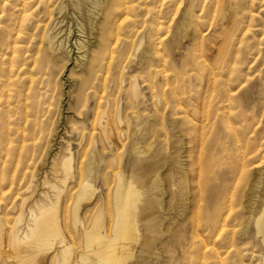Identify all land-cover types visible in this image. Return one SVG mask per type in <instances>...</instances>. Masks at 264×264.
Wrapping results in <instances>:
<instances>
[{"label": "bare ground", "instance_id": "1", "mask_svg": "<svg viewBox=\"0 0 264 264\" xmlns=\"http://www.w3.org/2000/svg\"><path fill=\"white\" fill-rule=\"evenodd\" d=\"M137 1L140 11L142 6L148 9L151 4L153 8L145 10L147 15L152 12L154 16L150 15L153 16L150 36L146 32L148 38H144L143 28L133 42L131 38H121L122 28L119 33L115 28L113 33L118 21L114 22L113 16L119 19L123 13L137 9L129 8L131 5H127V0H0V201L7 196L3 192L7 186L8 197L15 198L10 200L13 203L9 210L17 212L16 217L13 214L15 219L10 226L9 220L0 219V258L14 264H126L136 258L140 240L156 230L151 224L153 213L159 216L158 232L162 231V226L164 228L165 224L161 222L165 219L169 220L173 230L175 223L185 221L186 227L183 224L182 229L173 231L177 233L175 236L181 237L188 231L189 238L194 240L195 237L204 251L210 249V243L202 233L210 235H206L210 240L213 236H222L227 226L230 228L234 207L225 199L224 188L232 173L240 176L241 169L247 167L244 159L241 162V101L250 105L257 100L259 94L252 90L257 89V83H251L245 76L244 84L241 83L242 73L238 75V68L243 65H236L239 56L230 63L225 44L217 43L216 47L208 48L210 53L199 51L196 41L203 42L201 32L204 31H198L190 21L191 9L184 8L171 26L172 30L169 25L166 37L160 38L159 7L160 1L164 0ZM146 21L149 25L150 20ZM130 24L133 28V21ZM263 30L259 29L262 36L260 34L261 42L257 41V45L264 42ZM248 33L247 27L243 36L249 40L252 36ZM124 48H131V54L123 57L121 51ZM136 52H139L138 60L130 71L129 62L135 59ZM64 77L66 80L62 81ZM141 88L148 94L146 100ZM59 103L62 108L60 110L59 106L56 111ZM86 103L89 106L85 109ZM72 110L76 114L68 115ZM247 114L246 117L250 116ZM72 122L78 123L79 128H70ZM72 135L77 142L75 152L70 148ZM118 154L124 155L125 161L123 174L115 175L111 169ZM259 157L254 155L248 166ZM163 158L170 161L167 167L171 165L177 173L176 180L182 191L179 210L173 216L164 210L167 205L164 202V205L159 203L160 210L154 212L151 202L155 199L158 203L157 197L134 183L138 175L156 172ZM103 162L108 163V171L107 176L104 173L107 178L102 180V185L110 183L112 187L114 217L110 236L106 234L103 213L105 198L97 196L98 189L91 180L92 173L98 171ZM34 164L39 166L41 174H30ZM262 176L260 168L244 180L245 219L241 226L239 210L236 216L239 229L234 232L239 239L248 236V227L253 225L256 235L264 243V199L259 212L256 214L254 210L257 192L263 185ZM26 180L25 193L40 190L31 195L27 193V198L22 200L23 208L18 211L19 203L17 205L15 200L21 189L19 186ZM70 183L75 191L73 189L67 197L66 186ZM202 186H205L203 189L207 187L203 213L200 212L201 202H193L191 192L193 187L198 191ZM195 197L199 200V195ZM65 199L71 201L68 218L74 232L80 234L79 229H82L83 249L76 254L61 222ZM93 202L97 207L85 228L81 212ZM237 203L241 208L240 200ZM140 252L138 260L141 263L136 264H149L150 260L145 258L146 248ZM185 255L182 253L181 256L185 258Z\"/></svg>", "mask_w": 264, "mask_h": 264}, {"label": "rangeland", "instance_id": "2", "mask_svg": "<svg viewBox=\"0 0 264 264\" xmlns=\"http://www.w3.org/2000/svg\"><path fill=\"white\" fill-rule=\"evenodd\" d=\"M127 1L128 2L130 1V4H128V2H127V5H131V6H129V8L131 7V8L134 9V7H136L137 9L136 10H132V11L130 10V13H128V12L123 13V15H121V17L119 19H117V18L114 19V16H113L112 20H115L114 22H116L118 20L117 24L113 28V33H115V28H116V32L117 33H119V31H121L123 29V31L120 32L122 34L119 33L121 38L122 37L123 38L124 37H128V39L131 38L130 40L135 42V39H136L138 33L141 32V30L144 28V30H143L144 31V34H143L144 38H148L146 32H148V35L150 34L149 26L151 25V20H152V18L154 16V13L152 14V12H151V14L147 15L146 14L147 11L145 10L147 8L145 7V5L142 6V10L141 11L138 10V5L139 4H138L137 0H127ZM131 1H133V2H131ZM201 1H202V3H201ZM139 2H140V0H139ZM172 2H171V0H170V2H169V0H164V2L160 1L161 4H160L159 9H160L161 15H160L159 23L163 24V26L161 24V26L158 27V32H161V30L159 28L162 29V32L159 33V36L162 34V36H160V38H163V36L166 34V32L168 31L167 29H168L169 25H170L169 30L170 31L172 30L173 27H171V26L175 23L176 19H178L179 14L181 13V11L184 8H187L188 11L191 9V11H189V13H191V14H189L190 21L193 22V24H194L193 26H196V29L198 28V31H204V32H201V33H203L202 34L203 35V37H202V41L203 42L196 41L197 44L199 43L198 45H196L197 48L199 47V51L200 52L201 51H206V53H210L208 48H211V47H214V46L216 47L220 43H222L223 45L225 44V47L227 46L226 48L228 49L227 52L231 56V57L229 56V59L231 61L230 63H232V60L235 57L239 56V58L237 59L236 65H238L239 67L243 65L242 67L238 68L240 70V71L238 70V73H239L238 75L241 76L240 73H242L241 83L244 84L243 81L246 78L250 79L251 83L252 82H256L257 83V86H256L257 89H252V90H256L258 92V94H259L257 100L254 101L253 103H251L250 105H244V103L241 101V105H242L241 106V110H242L241 111V118H242L241 119V121H242L241 133L243 135V136L241 135V137L244 138V139L241 138L242 139L241 140V149H242V151H241V158H242L241 162L244 159V163H245V165L247 167L243 168L244 170L241 169V175L240 176H237V173H232V175L229 176L231 179L230 178L228 179V182H227V184L225 185V188H224V191L226 193L225 194V199L226 200L228 199L229 200L228 202H231V204L234 207L233 214H232V217L233 216L234 217H233V220L231 219L232 220V224H231L230 228H228V226H227L228 229L226 228V232L224 233V234H226V236H224V234L222 236L218 237V238H216V236H213L209 240L208 236H210V235H208L206 233L205 234L204 233L201 234L202 236H204L206 238V241L208 243H210V245H209L210 249L209 250L204 251L205 249L203 248V246L200 244L199 241H196L197 239H195V237H193L194 240H192V238L190 239L189 238L190 233L188 231L181 237L175 236V234H177V233H174L173 231L174 230H179L180 228L182 229L183 224L186 227L185 221H179V222L176 221V222H178V224H176V223L174 224V226H173L174 230H173V228H171V225L169 224L170 223L169 220L165 219V220H163L161 222V223H163V225L165 224L164 228L162 226V229H161L162 231L158 232V227H159L158 218H159V216H158V214L153 213V215H152V219L153 220H152L151 224H152V227H153L152 229H154V230L156 229V230L152 231L151 233H149L147 236H145L144 238H142L140 240V244L138 245V248L136 249V258L131 259L126 264H136L137 262L141 263V261H139L140 259L138 260V258L141 255L140 251L143 248H146V250H147L145 258H147L148 261L150 260L149 264H187L188 261H189V264H191V263L192 264H196L197 262L199 264H227V263L228 264H251V263L255 264V262H256V264H264V243H262L260 237L256 235V232H255V229H254L253 225H250L248 227L249 234L246 237H241V239H239L237 234L236 235L234 234V232H236L239 229V226H238L239 225L238 224L239 221H238V218L236 217L237 214L240 212L239 210H241V216H242L241 217V226H242V223H243V221L245 219V215H244V210L245 209H244V204H243L244 196H243V194L246 191V186L244 185L245 184L244 180H245L246 177L251 176L257 169H260V168H261L262 173H263V176H262L263 185H261V188L257 192L256 205L254 206L255 207L254 210H255L256 214L259 212L260 206L263 204V199H264V164H263V162H264V155H263L264 154V147H263L264 146V141H262L264 139V135H262L264 133V114H263L264 113V106H263L264 105V98H263L264 97V82H263L264 81V57H263L264 56V42H262L260 44L262 47H260V45H257V43H258L257 41L261 42V36H262V34H261L262 32H260L259 29L260 30L264 29V0H252V2H251V0H199V1L198 0H175V2L172 0ZM190 2H191V4H189ZM174 3H175V5H174ZM177 3H178V5H177ZM134 4H136V6ZM165 6L167 7V9H166ZM189 6L191 8H189ZM196 6L198 7V9H197ZM250 7L252 8V10H251ZM150 8H153V7H151V4H148V9L147 10H149ZM176 8H177V10H176ZM192 8H194V11H193ZM143 9H144V11H143ZM203 10H204V13H203ZM155 11L153 10V12H155ZM200 11H202V12H200ZM226 11H228V12L226 13ZM134 12H135V14H134ZM143 12H144V14H143ZM173 12H174V14H173ZM250 12H251V14H250ZM129 14H131V15L129 16ZM164 14H166V18H165ZM193 14L195 16H193ZM197 14H198V16H197ZM150 15H153V16H150ZM202 15H203V17H202ZM124 16L126 18H124ZM162 16L165 19H163ZM207 16H209V17H207ZM249 16H251V18ZM122 17L124 18L123 20L121 19ZM129 17H130V22L128 21ZM191 17H193V18H191ZM198 17H199V19H198ZM204 17H205V20L207 21L206 25H205V20H203ZM131 18H133V20ZM230 18H232V19H230ZM240 18H242V19H240ZM143 19H145V20H143ZM171 19L173 21H171ZM192 19H194V20H192ZM146 20H150L149 25H148V21H146ZM196 20H198V21H196ZM132 21H133V24H134L133 28L131 26L132 24H130V23H132ZM139 22L141 24H138ZM261 22H262V24H261ZM225 23H226V25H225ZM237 23L239 25L240 24L241 25L237 26L238 25ZM120 24H121L122 27L120 26ZM128 24H130V25H128ZM203 24H204V26H203ZM126 25H128V27ZM243 25H245V26H243ZM260 25H262V26H260ZM123 26H126L127 28L124 29ZM139 26H140V28H139ZM198 26L200 27V29H199ZM235 26H237V27H235ZM249 26H251L252 29H250ZM255 26H256V28H255ZM205 27H207V29ZM219 27H221V28H219ZM225 27L227 28V30H226ZM230 27H232V28L230 29ZM247 27H248V30L250 32V33H248V36H250V35L252 36V37H249V40L247 38L245 39L244 36H243V33L246 31ZM209 28H210V30H208ZM126 29L128 30V32L130 31L129 34L126 33L127 32ZM133 29H135L136 31L134 30V32H133ZM224 29L226 31H224ZM133 33H135V34L133 35ZM238 33H240V34H238ZM260 34H261V36H260ZM233 36H234V38H232ZM164 37H166V35ZM197 37L200 38L199 36H197ZM222 37H224V38H222ZM251 39H252V41H251ZM245 41L248 42V43H246ZM227 42H228V45H227ZM244 45H247V46H244ZM235 46H236V48H235ZM231 48H232V50H231ZM127 49L128 48L122 49L123 52L121 51V53H122L123 57H124V55L127 56V55L131 54L132 49L131 48H129L128 50ZM254 49H255V51H254ZM237 51H239V52H237ZM124 52L127 53V54H124ZM236 52H237V54L235 55ZM247 52H248V54H247ZM258 52H260V53H258ZM206 53H205V55H207ZM256 53H258V54H256ZM138 55H139V52H136L135 59H132L131 62H129V68H130L129 70L130 71L135 68V65H136L137 60H138V57H137ZM248 55H249V57H248ZM251 58H252V61H251ZM246 59L249 60V61H247ZM249 62L251 64H249ZM246 63H247V65H246ZM232 66H233V64L230 67H232ZM234 67L237 68V66H234ZM244 69H246V71ZM248 71H251L252 74L250 72H248ZM63 72H64V70H63ZM64 73H62L61 75H64ZM243 73H244V75H243ZM65 74L67 75V73H65ZM61 75H60V77H61ZM250 75H254V76H250ZM243 76H245V79L243 78ZM65 80H66V78L64 77V79L62 81H65ZM66 84H67V82H66ZM144 92H145V95H144L145 98L144 99L146 100L147 97H148V94H147V92L144 89H142V93H144ZM260 102L263 103V104H261ZM60 105L61 104L59 103L57 105L58 108H57V106L55 107L56 111L59 109ZM86 105L88 107L89 103H86L84 105L85 109L87 108ZM251 106H253V107H251ZM61 108H62V106H60V110H61ZM144 108L150 109V107H148V106H144ZM110 109L112 110V107L109 108V112L111 111ZM251 109H252V111H251ZM261 109H263V112H262ZM248 111H249V113L252 112V114H247ZM253 112H254V114H253ZM73 113L76 114L75 110H72V112L68 113V115L73 114ZM245 113L247 114V116L248 115H250V116L246 117ZM111 114H112V111H111ZM258 115H260V116H258ZM253 117H256V118H253ZM251 118H252V120L254 122L252 120H250ZM245 119H247V120H245ZM257 119L258 120L260 119V122H257L258 121ZM231 121L235 122L234 119H231ZM247 122H248V124H247ZM252 122L253 123L257 122V123H255V125H254ZM244 123H246V124H244ZM249 124H250V126H249ZM70 125H72V126H70ZM246 125H248V126H246ZM69 126H70V128L71 127L79 128L78 127L79 124L76 123V122L70 123ZM235 126L237 127L238 125H235ZM246 127H247V130H246ZM245 130H246V132L247 131L248 132L246 133ZM250 131L251 132H255V133H251ZM245 133H246V135H245ZM262 136H263V138H262ZM69 139L71 140V147L70 148L72 149V152H75L76 151V147H77V142H74V136L73 135ZM258 143H260V146H259ZM254 146H256L257 148L254 147ZM258 148L260 149V151L257 150ZM251 153H253V154H251ZM242 154H243V157H242ZM244 154H246V156ZM254 155L257 156V157H259L260 155L261 156L258 158L259 160L256 159L258 161L254 162V164L251 162L250 165L248 166V161L253 159ZM34 159H35V156H34ZM260 159H261L262 162L260 161ZM124 161H125L124 155L118 154L117 155V159L115 157L114 162H113V166H114L113 168H115V169H113V168L111 169L112 172L115 175L116 174H123L122 165H123ZM246 161H247V163H246ZM258 162H260V163H258ZM103 163H102L103 166L99 167L98 171L96 170V172L94 171L92 173V175H91L92 179L91 180L94 182V185H96L95 187L98 189L97 196L98 197L102 196V198H105V199H103V202L105 201V203L103 205V213H104V217H105V221H106V234L108 236H110L111 235V225H112V221H113V217H114L113 203H112V187H111L110 183H109V185L103 186L104 183H102V180L104 182V180H106V178H107V177H105L104 173L107 176V171H108L107 170L108 167L106 169V165H108V163H104V164ZM169 163H170V161L168 159H166V160L164 158L161 159L159 168L157 169L156 172H154L152 174H149V175H143V174L140 175V176L138 175L136 177L134 183H135V185L138 188H142L143 191L144 190L145 191H150L155 197H157L158 203L155 201V199H153V202H151L152 203L151 206H152V209H153L154 212H157V211L160 210L159 209L160 208L159 203H161L162 205L167 203V205L165 204L166 206L164 205V210H166V213L169 216H173L179 210V204L181 203V199H182V196H180V195L182 194V191L180 189L178 180H176L178 178L177 173H175V171L172 170L171 165L167 167V164H169ZM117 164H119V165H117ZM166 168H168L169 171L165 170ZM33 170H35V171H33ZM33 170H30V174L31 175H38V172L40 173L39 166H37L36 164H34ZM115 170H116V173L114 172ZM118 170H119V172H118ZM164 170H165L166 174L164 173ZM159 171H160V173H158ZM163 173L165 174L164 176H163ZM156 174L159 175V179H157V175ZM161 174H162L163 178L165 177L164 179L161 177ZM235 176H237V177H235ZM235 179H237L238 181L235 180ZM165 180H166V184L167 185H165ZM110 181H111V179H110ZM162 181H163V184H162ZM27 182L28 181L26 180V182H24L23 184H21L19 186V188L21 187V189H23V190H21V189L19 190L18 189L19 190L18 191L19 195L17 196L18 199L15 200L16 204H17V202L19 203V205L17 204L18 205L17 206L18 207L17 208L18 211H19V209L22 210V208H23L22 205H21L22 204V200L27 198V195H31L32 192H34V191L36 192V190L37 191L40 190V189H35L34 191L30 190V191L25 193L24 190L26 189L25 186H26ZM160 184H162V185H160ZM177 184H178V186H177ZM231 184H234L235 188L232 187V189H231V186H234V185H231ZM23 186H24V188H23ZM71 186H72V183H70L69 185L66 186V187H68L66 189L68 191V192L66 191L67 197L70 196V194H72L73 189L75 191V188H73V187L71 188ZM244 186H245V188H244ZM163 187H165V188L163 189ZM203 187H205V186L200 187V189L198 188V191H197L196 187H193L192 188L193 191H191L193 196H194L193 202H195V200H196V202H201L200 203L201 204V208H200V212L201 213H203V209L205 207L203 205L205 204V201L207 200V198H206V194H207V190L206 189H207V187H206V189L205 188L203 189ZM7 188L8 187L6 186L3 189V192L7 194L6 198H4L5 201L4 200L0 201V219L1 220H5L6 219L7 221L9 220L8 222L10 224L9 223H7V224L10 226L12 223H14V219H15V217L17 215V212L16 213H11L10 210H9L11 204L13 203L11 201H12V199L14 200L15 198L11 199V198L8 197V189ZM37 188H39V187H37ZM171 188L173 189V191L171 190ZM167 189H168V191H167ZM230 189H231V191H230ZM229 191L231 192L230 193L231 195L228 194ZM160 192H162V193H160ZM197 192L199 194H197ZM20 193H22V194H20ZM27 193H29V194H27ZM194 193H195V195H199V200H197L198 198L195 197ZM36 194H38V192ZM20 195H21V197L19 199ZM167 196L168 197L170 196V197L168 198ZM67 197L65 196V198H67ZM146 197H147V192L145 193V198ZM239 200L241 202V208H240V205L238 206V203H237V201L239 202ZM4 202H5V204H3ZM163 202H164V204H163ZM3 205H5V206L8 205V206L4 207ZM70 205H71V201H69L67 199H65L62 202L61 222L64 223L63 226H64V229L66 228V230H65L66 233H68L67 234L68 238H69L68 240L72 244L74 253L76 254L77 252H79V251H81L83 249V239H82V235H80L82 229H79V231H80L79 233L80 234L74 232V230L72 228V224L70 223V219L68 218ZM177 206H178V208H177ZM96 207H97V203L93 202V204L90 207H86L81 212V218H83L82 221H83V225H84L85 228H87L89 226V223L91 222V219H92V217L94 215V212L96 210ZM66 208H67V210H65ZM6 209H7V211H6ZM63 210H64V212H63ZM62 213H63V216H62ZM235 213H236V215H235ZM9 214H12V215H9ZM13 214H15V217L13 216ZM6 215H8V216H6ZM229 232H230V234H229ZM206 235H208V236H206ZM172 238H174V239H172ZM222 239H223V242H222ZM217 242H219V243H217ZM213 243H214V245H212ZM219 246H220V248H219ZM227 248L229 250L231 248V250L229 251ZM208 251L209 252L211 251L210 253L212 255L209 254ZM189 252H190V254H189ZM182 253H183V256L185 254H189V255H185V258H183V256H181ZM218 253H220V254H218ZM222 253H224V254H222ZM237 253H238V255L240 254L241 256L240 255L238 256ZM210 255H211V257H210ZM208 256H209V258H207ZM218 256H219V259H218ZM171 258H174V259H171ZM178 258H179V260H178ZM181 258H182V260H181ZM142 260H143V258H142ZM0 264H14V263L7 261L4 257H1L0 258Z\"/></svg>", "mask_w": 264, "mask_h": 264}]
</instances>
